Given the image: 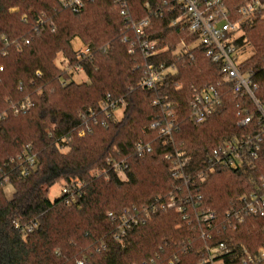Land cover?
<instances>
[{"label": "trees", "instance_id": "16d2710c", "mask_svg": "<svg viewBox=\"0 0 264 264\" xmlns=\"http://www.w3.org/2000/svg\"><path fill=\"white\" fill-rule=\"evenodd\" d=\"M126 1L134 20L148 17L146 4L154 12L147 34L162 51L148 61L140 53L129 54L122 7L115 0H85L77 14L58 0H0V264H200L205 246L220 242L232 250L226 264H242L244 254L264 245V218L249 217L236 227L227 219L232 205L264 179V144L254 164L221 167L204 183L195 180L188 186L172 178L173 163L167 159L185 153L188 174L200 173L207 152L258 129L256 121L238 127L240 119L254 113L253 103L222 85L223 105L204 123H194L193 90L217 84L220 65L197 49L188 55L194 63L183 67L179 62L177 46L196 37L176 0ZM249 1L223 0L232 18ZM244 32L254 51L244 66L264 102V15L244 26ZM75 39L90 48L91 57L77 58ZM65 61L81 66L87 81L62 86L60 79L68 78ZM147 62L156 67L176 63L178 71L158 90L143 89ZM107 96L122 101L125 109L120 120L103 126L101 103ZM159 99L162 106L155 105ZM26 102L32 105L28 111L21 108ZM166 107L177 114L172 138L150 130L156 122L165 124ZM139 141L153 151L137 154ZM26 155L35 158L33 167ZM110 161L124 167L123 175ZM97 170L102 174L93 175ZM59 183L76 193L75 203L68 204L63 194L50 199ZM7 184L14 190L10 199ZM188 196L192 201L178 212L180 200ZM172 197L176 207L162 210ZM192 205L216 212L215 228L199 226ZM153 206L158 207L155 213L150 212ZM124 212L145 223L120 242L115 234ZM201 229L208 233L205 239Z\"/></svg>", "mask_w": 264, "mask_h": 264}, {"label": "built area", "instance_id": "2783aa9c", "mask_svg": "<svg viewBox=\"0 0 264 264\" xmlns=\"http://www.w3.org/2000/svg\"><path fill=\"white\" fill-rule=\"evenodd\" d=\"M115 1L122 7L121 16L127 31L123 42L130 44L129 54L140 53L146 61L158 55L162 51L158 48L159 42L150 40L147 34L151 25V16L154 14L149 4L145 5L148 17L142 20H134L128 11L127 1ZM58 3L61 7L75 14L80 13L85 6V0H58ZM176 3L184 11L182 17L184 24L196 37L191 44L181 42L177 46L174 54L178 57L179 62L183 67L188 63H194L196 61L194 56L189 58L188 55L190 51L197 49L204 51L214 63L220 65V81L217 84L193 90L190 100L191 119L196 124H202L212 117L223 105L220 87L227 85L233 88L234 93L238 97H246L251 100L255 107L254 113L244 119H240L238 127L250 126L254 121H256L258 126V129H253L244 135L234 137L207 152L203 159V170L200 173L188 174L189 158L185 153L176 152L167 156V159L173 163L172 178L188 186L195 180L204 183L208 175L218 168L239 169L245 165L254 164L258 159L261 146L264 144V102L258 96L259 85L254 80V75L247 71L244 66V62L248 59L244 58V55L248 50H253L252 45L245 36L244 26L253 23L257 15H264V0H250L239 8L236 18H232L223 0H176ZM182 19L175 21L173 26H177ZM21 21L26 22L27 18L22 16ZM129 33L133 38L129 36ZM27 44H29V41H27ZM76 53L78 59L91 57L90 48L84 45ZM146 65L148 69L141 82V87L147 90H158L167 76L178 71L176 63L162 64L156 67L147 62ZM62 68L65 71V75L68 76V78L62 77L60 79L62 86H67L80 74H84L81 66L72 65L68 61L63 62ZM0 70L2 71V68ZM179 87L181 86L177 85V88ZM162 104L163 100L161 99L155 103L157 106H162ZM31 106L29 102H26L21 108L24 111H28ZM124 109L125 104L122 101H116L111 96H107L101 103V111L105 115V119L102 121L103 126L107 125L108 120H119L116 116L117 111H124ZM164 117L166 118L164 125L161 122H156L151 125L150 130H160L163 136L172 138L177 127V114L169 107H166ZM79 135L84 136V132ZM135 151L139 155H146L151 153L153 149L150 144L139 141L135 146ZM26 161L33 167L35 158L26 155ZM109 164L112 165L117 173L123 175L124 167L120 163L110 161ZM21 173L22 176L26 177L29 174V170L24 168ZM6 182L8 183V180ZM62 194L67 196L68 204L77 201L76 193L68 186L63 187ZM200 199V196L197 197V200ZM188 201H192V197L188 196L180 200L178 212L186 209L184 205ZM176 205L175 197H172L168 204L163 203L160 208L168 210L175 208ZM157 211L158 207L156 206L150 209L151 213ZM192 212L194 220L199 226H205L209 229L215 228L214 224L218 218L216 212L194 205H192ZM189 217V214H187V219ZM249 217L264 218V179H262L255 191L241 197L227 212L229 225L234 227L243 225ZM109 218L114 219V215L110 213ZM144 221L143 218L134 216L130 212H124L120 218V226L115 234V240L121 242L128 231L140 224H144ZM207 234L205 230L201 229V237L203 239L206 238ZM205 250L206 256L200 264H226V257L232 251L223 242L218 243L215 247L206 245ZM241 263L264 264V245L256 253L244 254Z\"/></svg>", "mask_w": 264, "mask_h": 264}, {"label": "rangeland", "instance_id": "374dc122", "mask_svg": "<svg viewBox=\"0 0 264 264\" xmlns=\"http://www.w3.org/2000/svg\"><path fill=\"white\" fill-rule=\"evenodd\" d=\"M82 44L80 42L79 39H75L73 42H72V47L74 50L78 51V50H81L82 49ZM254 54V51L253 50H248L246 52V54L244 55V58H249L251 57L252 55ZM60 60H61V56H59ZM77 80H82V81H87V78L84 74H80L78 77H76ZM117 119H121L122 116H123V110H120V111H117ZM102 172L100 170H97L96 172H93V175H101ZM64 184L62 183H59L57 184L55 187H53L50 191V199L51 200H55L56 198H59L62 194V188H63ZM5 193L7 195V198L10 199L13 195V188L7 184L6 187H5Z\"/></svg>", "mask_w": 264, "mask_h": 264}, {"label": "crops", "instance_id": "0c3cea01", "mask_svg": "<svg viewBox=\"0 0 264 264\" xmlns=\"http://www.w3.org/2000/svg\"><path fill=\"white\" fill-rule=\"evenodd\" d=\"M14 193V192H13Z\"/></svg>", "mask_w": 264, "mask_h": 264}]
</instances>
